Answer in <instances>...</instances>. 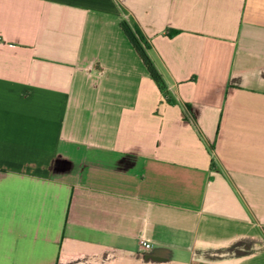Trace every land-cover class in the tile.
Here are the masks:
<instances>
[{
	"label": "crops",
	"instance_id": "obj_1",
	"mask_svg": "<svg viewBox=\"0 0 264 264\" xmlns=\"http://www.w3.org/2000/svg\"><path fill=\"white\" fill-rule=\"evenodd\" d=\"M0 264H264V0H0Z\"/></svg>",
	"mask_w": 264,
	"mask_h": 264
},
{
	"label": "trees",
	"instance_id": "obj_2",
	"mask_svg": "<svg viewBox=\"0 0 264 264\" xmlns=\"http://www.w3.org/2000/svg\"><path fill=\"white\" fill-rule=\"evenodd\" d=\"M121 9L124 14V17L121 21V26L126 36L141 57L150 76L157 83L165 99L170 103L175 102L176 99L169 88L164 74L150 53V43L147 37L144 35L136 21L127 16L128 11L123 6H121Z\"/></svg>",
	"mask_w": 264,
	"mask_h": 264
},
{
	"label": "built area",
	"instance_id": "obj_3",
	"mask_svg": "<svg viewBox=\"0 0 264 264\" xmlns=\"http://www.w3.org/2000/svg\"><path fill=\"white\" fill-rule=\"evenodd\" d=\"M142 245L146 248V249H150L152 247L151 242H149L146 239H142Z\"/></svg>",
	"mask_w": 264,
	"mask_h": 264
}]
</instances>
